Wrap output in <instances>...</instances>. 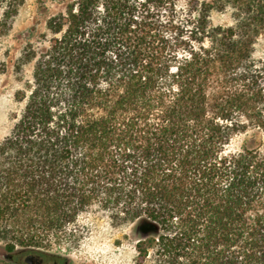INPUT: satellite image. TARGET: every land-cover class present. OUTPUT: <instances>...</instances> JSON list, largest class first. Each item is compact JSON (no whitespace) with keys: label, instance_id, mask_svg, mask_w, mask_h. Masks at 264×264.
<instances>
[{"label":"trees","instance_id":"16d2710c","mask_svg":"<svg viewBox=\"0 0 264 264\" xmlns=\"http://www.w3.org/2000/svg\"><path fill=\"white\" fill-rule=\"evenodd\" d=\"M23 4L0 0V49ZM227 5L235 24L213 25ZM263 29L264 0L203 1L183 22L177 0H67L28 30L0 141L6 251L68 261L46 247L99 208L159 224L139 264H264Z\"/></svg>","mask_w":264,"mask_h":264},{"label":"rangeland","instance_id":"374dc122","mask_svg":"<svg viewBox=\"0 0 264 264\" xmlns=\"http://www.w3.org/2000/svg\"><path fill=\"white\" fill-rule=\"evenodd\" d=\"M67 0H24L14 22L11 35L7 36L0 49V141L12 125V113L17 108L14 93L20 87L17 75L13 72V64L21 47L25 44L28 30L35 28L36 32H45L47 18L63 8ZM203 1L212 0H177V19L183 22L189 16L196 15ZM43 5L47 9L43 8ZM235 9L230 5L212 9L209 13L213 25L232 26L235 24ZM255 59L264 58V29L254 45ZM4 63L6 65H4ZM5 68V69H4ZM31 66L25 68L30 74ZM244 136L237 137L232 148L240 147ZM135 223L115 225L107 211L93 208L83 213L76 223L68 226L66 233H60L59 240L52 239L45 252L60 254L68 258V264H139V242L135 232ZM75 230L76 235L69 233ZM6 242L0 241V248L6 249ZM22 249V248H17ZM0 264H13L0 253ZM144 264H158L153 254H150Z\"/></svg>","mask_w":264,"mask_h":264},{"label":"water","instance_id":"95a60500","mask_svg":"<svg viewBox=\"0 0 264 264\" xmlns=\"http://www.w3.org/2000/svg\"><path fill=\"white\" fill-rule=\"evenodd\" d=\"M134 232L138 238L139 241L146 240L150 237H156L160 234V226L154 221H151L147 218H141L137 220L134 224ZM26 251L25 249H16L13 252H7L6 249L0 248V253L4 255L5 259L8 261L12 260L13 254L20 253ZM33 256H28L25 261L29 264H31V258ZM68 261H65L64 264H68Z\"/></svg>","mask_w":264,"mask_h":264},{"label":"flooded vegetation","instance_id":"af4514ba","mask_svg":"<svg viewBox=\"0 0 264 264\" xmlns=\"http://www.w3.org/2000/svg\"><path fill=\"white\" fill-rule=\"evenodd\" d=\"M30 255L33 256L30 259L31 264H64L65 263V261H62L60 259H53L48 254L37 251H24L13 254L12 260L10 262L13 264H29L25 261V259Z\"/></svg>","mask_w":264,"mask_h":264}]
</instances>
